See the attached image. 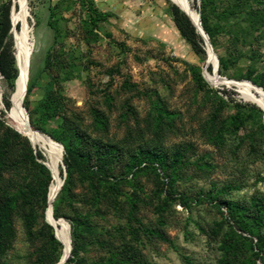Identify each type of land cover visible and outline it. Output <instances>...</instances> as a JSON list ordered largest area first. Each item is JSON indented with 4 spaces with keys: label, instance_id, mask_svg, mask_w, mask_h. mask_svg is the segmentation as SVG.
<instances>
[{
    "label": "rangeland",
    "instance_id": "1",
    "mask_svg": "<svg viewBox=\"0 0 264 264\" xmlns=\"http://www.w3.org/2000/svg\"><path fill=\"white\" fill-rule=\"evenodd\" d=\"M187 1L216 60L203 39L197 53L178 33L172 0L27 1L22 106L31 128L63 146L51 207L69 225L64 264H264V108L204 74L217 66L264 91V0ZM6 3L10 15L17 4ZM4 66L0 203L13 196L15 208L0 209V264H57L62 226L45 217L51 162L7 123L16 76Z\"/></svg>",
    "mask_w": 264,
    "mask_h": 264
},
{
    "label": "bare ground",
    "instance_id": "2",
    "mask_svg": "<svg viewBox=\"0 0 264 264\" xmlns=\"http://www.w3.org/2000/svg\"><path fill=\"white\" fill-rule=\"evenodd\" d=\"M27 1L28 0H18V14L15 18V20L21 22L22 34L20 36L19 47L14 56L17 73L13 84V99L15 104V114L13 120L28 137L36 141L40 146L44 147L47 154V158L51 162V172L53 176V181L50 184L48 191L49 207L47 208L46 211V217L48 221H50L52 224L60 223V225L62 226V230L58 232V237L63 244V249L59 262L57 264H64L65 258L68 253V243H67L68 233H69L68 225L67 222H65L62 218L55 219L52 216V207H51V202L55 197V195L57 194L58 189L60 187V183L58 181V170H57L58 146L56 143L58 142H56L54 139L52 140V138L47 134L46 136L44 135L45 133L43 134L31 128V126L28 123L26 114L23 110L24 108L22 106V100L25 95L26 83L28 79V62L31 54V45L29 42L30 30L26 21ZM172 1L175 4H178L181 7L182 11H184L185 13L190 15L194 20H196V11L189 6L187 0H172ZM13 24H15L14 19H13ZM208 58L209 61H211L212 59L216 60V58L212 54H210ZM204 74L206 78L211 82L214 83L225 82L236 85L240 89L242 95L245 98L257 102L259 105H261L264 108V91L260 89L258 86L252 84L251 82L247 80H228L224 77L219 76L217 72L211 75L206 70ZM252 89L256 90L259 93V95L256 96L253 93H251L250 90Z\"/></svg>",
    "mask_w": 264,
    "mask_h": 264
},
{
    "label": "trees",
    "instance_id": "3",
    "mask_svg": "<svg viewBox=\"0 0 264 264\" xmlns=\"http://www.w3.org/2000/svg\"><path fill=\"white\" fill-rule=\"evenodd\" d=\"M15 1H16L17 5L15 8H13L11 10L10 15H9L10 5L8 3L2 4L1 8H0V12H1V17H0V71L4 72L5 59H7L10 71L5 73V77L9 80H13L16 76V73H17V69L15 71V69L13 67L15 60H14V57H13L14 55L12 52V41L10 39L11 21L13 23V19L15 21V18L18 14V0H15ZM170 11H171V15H172L173 24H174L176 30L178 31V33L188 41V43L190 44V46L194 52L204 53L201 35L198 33L195 26L189 20L187 15L184 12H182L177 6H172ZM94 16L97 20H104L106 18V15L103 13H100V12H95ZM10 18H11V21H10ZM15 23H17V21H15ZM201 23H202L203 28L205 29L203 22H201ZM17 27H18V25H17ZM19 32H20V30H19ZM4 40H6V41H4ZM17 43H18V45H17ZM19 44H20V40L18 39V42H17L16 37L13 34L14 51H15L16 45L18 48ZM12 85L13 84H11V83H10V85L8 84L9 87H11ZM4 106L10 114V116L7 117L8 125L14 129H18V125L14 122L13 118L11 117L13 115V109H12L11 103L8 99L4 100ZM242 121H243V118L241 116H237L232 121V126L235 128H238L242 124ZM14 200H15V197L11 196V197H8L4 203H0V209L2 210V213L4 215L8 214L11 210H13L15 208V205L13 203ZM255 206H258V205L256 204ZM34 219H35V217H33V220ZM1 225H2V222L0 220V226ZM70 232H71V234L73 232L72 224H70ZM149 232L154 237H156L157 239L164 241V242L171 243L168 236H166L164 233H161V232L154 230V229L149 230ZM75 250H76V245L74 243H72L71 253H73Z\"/></svg>",
    "mask_w": 264,
    "mask_h": 264
},
{
    "label": "water",
    "instance_id": "4",
    "mask_svg": "<svg viewBox=\"0 0 264 264\" xmlns=\"http://www.w3.org/2000/svg\"><path fill=\"white\" fill-rule=\"evenodd\" d=\"M180 9L181 7L176 4ZM182 10V9H181ZM184 12V11H183ZM185 13V12H184ZM187 15V17L189 18V20L192 22V24L195 26L196 30L198 31V33L201 35L202 39L204 40V43L206 45V54H207V62L209 61V55L212 54L216 59V55L215 53L213 52V49L211 47V44L209 42V38L206 34V32L204 31L201 23H200V20H199V14L196 12V20H194L190 15H188L187 13H185ZM214 72H217V66L215 67L214 69ZM259 87V86H258ZM260 89H262L261 87H259ZM263 90V89H262ZM26 91V90H25ZM26 117H27V114H26ZM28 119V118H27ZM58 145H60L61 147V150H63V146L59 143H57ZM62 154V153H61ZM45 217H46V211H45ZM47 219V217H46ZM48 220V219H47ZM68 225V223H67ZM68 231H69V225H68ZM57 237V235H56ZM69 244H70V239H69ZM70 248H71V244H70ZM69 252H70V249H69Z\"/></svg>",
    "mask_w": 264,
    "mask_h": 264
}]
</instances>
